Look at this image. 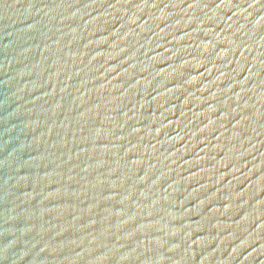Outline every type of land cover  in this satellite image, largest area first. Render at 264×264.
Returning <instances> with one entry per match:
<instances>
[{
    "label": "water",
    "instance_id": "water-1",
    "mask_svg": "<svg viewBox=\"0 0 264 264\" xmlns=\"http://www.w3.org/2000/svg\"><path fill=\"white\" fill-rule=\"evenodd\" d=\"M264 157V0H0V264H134Z\"/></svg>",
    "mask_w": 264,
    "mask_h": 264
}]
</instances>
